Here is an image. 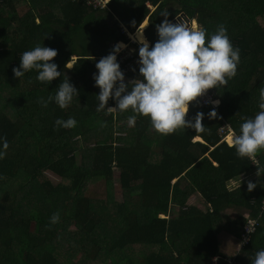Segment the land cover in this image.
I'll return each instance as SVG.
<instances>
[{
  "label": "trees",
  "instance_id": "obj_1",
  "mask_svg": "<svg viewBox=\"0 0 264 264\" xmlns=\"http://www.w3.org/2000/svg\"><path fill=\"white\" fill-rule=\"evenodd\" d=\"M108 9L89 0H0V137L8 142L0 159V264H250L264 246V150L239 158L219 133L225 123L238 133L260 110L264 0H109ZM165 11L170 21L184 14L207 32L223 24L240 50L236 76L208 90L220 101L218 117L208 119L212 106L202 97L190 104L186 118L205 113L200 132L161 135L146 116L136 114L130 126L131 109L96 111V62L118 42L130 43L123 29L133 35L148 23L151 46ZM36 45L57 50L52 62L62 75L51 84L36 80L35 71L13 74L20 55ZM66 78L78 90L72 103L43 107L40 98L54 96ZM135 78L138 71L125 81ZM69 117L74 127L55 125ZM115 170L121 200L113 192ZM47 171L71 187L54 185ZM98 180L105 198L87 197ZM249 181L257 184L251 192ZM197 195L207 211L189 205ZM230 210L238 216L226 221ZM248 220L255 221L250 243L231 253V238L240 240Z\"/></svg>",
  "mask_w": 264,
  "mask_h": 264
},
{
  "label": "clouds",
  "instance_id": "obj_2",
  "mask_svg": "<svg viewBox=\"0 0 264 264\" xmlns=\"http://www.w3.org/2000/svg\"><path fill=\"white\" fill-rule=\"evenodd\" d=\"M161 15L165 18L156 25L158 39L151 46L143 31L137 29L135 42L139 45V78L125 81V73L117 60V54L127 45L123 42H118L109 54L96 62L97 71L93 73L94 85L99 88L96 111L107 114L131 109L133 115L127 118L130 126L135 124L136 114L146 116L151 127L161 135L173 134L181 129L203 131L205 113L198 111L193 118H186L190 104L203 97L209 89H219L236 76L240 50L231 42L223 24L218 25L215 32H207L184 14L176 18V23H173L176 19H167L166 11ZM182 17L191 24L181 20ZM123 33L127 31L123 29ZM129 40L134 41L132 38ZM129 46L134 47L133 44ZM56 56V49L36 45L20 55L19 67L12 69L13 74L20 79L29 71H35L36 80L51 84L62 75L58 65L52 62ZM77 93V88L66 78L59 83L54 96L40 98L38 102L43 107L54 102L60 109H65ZM109 99L115 101L114 107L106 106ZM209 103L213 107L207 117L215 119L220 101L216 99ZM258 107L260 110L253 117L243 119L238 133L227 123L234 133L230 134L228 140L225 139L226 135L219 133L221 140L234 147L239 158L252 159L258 151L264 150V87L259 90ZM76 123L73 117L67 120L57 118L55 121V125L64 128H72ZM7 148V140L0 137V159L4 158ZM256 186V183L249 181L247 189L251 192ZM58 220L56 213L50 218L52 224ZM215 259L219 260L214 257V263ZM250 264H264V246L255 249Z\"/></svg>",
  "mask_w": 264,
  "mask_h": 264
},
{
  "label": "built area",
  "instance_id": "obj_3",
  "mask_svg": "<svg viewBox=\"0 0 264 264\" xmlns=\"http://www.w3.org/2000/svg\"><path fill=\"white\" fill-rule=\"evenodd\" d=\"M89 4L92 7H94V9L109 10L108 9L109 0H89ZM180 19L188 22L183 17ZM176 22H178V19H176L173 23H176ZM189 24H191V23H189ZM124 32H125V30H124ZM132 44L134 45V47L129 46ZM130 47H132V49L130 52H128V49ZM138 47H139L138 43H136L135 41H132L129 44H127L126 47L124 49H122L117 54V60L120 63L122 71L125 73V77H126V74L128 76L129 73H135L138 71V64H137ZM202 99H203L205 107H208L209 105H211L213 107V105L211 103H209V101L214 100V99H213L212 95L208 94V92L202 97ZM218 106H216V108ZM220 133L223 135H226L225 136L226 140H228V137L230 136V134H234L227 123H225L222 126V128L220 129ZM254 227H255V221L248 220V223L246 224L244 230H242L241 234H240V240L238 241L239 242L238 243L239 250H242V248L244 246H247L250 243V241H251L250 235L254 232ZM248 228L250 229V232H248ZM217 261H218V259H215V262H217Z\"/></svg>",
  "mask_w": 264,
  "mask_h": 264
},
{
  "label": "rangeland",
  "instance_id": "obj_4",
  "mask_svg": "<svg viewBox=\"0 0 264 264\" xmlns=\"http://www.w3.org/2000/svg\"><path fill=\"white\" fill-rule=\"evenodd\" d=\"M180 17V16H179ZM196 22V21H195ZM197 23V22H196ZM198 25V23H197ZM264 25V24H262ZM199 26V25H198ZM135 38V36H134ZM132 49V47H130L128 49V52H130ZM75 60V58H74ZM73 65V62L69 63L68 66L71 67ZM46 175L49 177V179L54 183V185H66L68 187H71V182L70 181H67L66 179H62L60 178L59 176H57L56 174L50 172V171H47L46 172ZM114 188H113V192L115 194V198L117 200H121V194H122V191H121V188H120V183H119V178H118V171L115 170L114 172ZM105 183L104 181H94L92 183H90L89 187L87 188V191L85 192L86 196L89 197V198H92V199H104L105 198V195H106V188H105ZM189 205L190 206H194V207H197V208H200L204 211H207L208 207L205 203V201L203 200V198L199 195L195 196L194 198H192L189 202ZM179 213L178 209H173L171 210V215H174V216H177ZM238 216V213L236 211H228V215H227V212L223 215L224 219L226 221H230V220H234L236 217ZM161 218H165L166 216H160ZM225 238V241L224 242H227V237H223ZM232 242L234 243V248L232 250L231 253H234L236 251V249L238 248V246H236L237 244V241H235L234 239H232ZM223 242V240H222ZM239 249V248H238ZM222 252L226 253L227 254V245H223L222 246ZM78 258H76L77 260ZM106 264H110L109 262H107Z\"/></svg>",
  "mask_w": 264,
  "mask_h": 264
},
{
  "label": "crops",
  "instance_id": "obj_5",
  "mask_svg": "<svg viewBox=\"0 0 264 264\" xmlns=\"http://www.w3.org/2000/svg\"><path fill=\"white\" fill-rule=\"evenodd\" d=\"M147 26H148V23H144L142 26H141V28H140V31H143V35H144V37H145V34H144V31H145V29L147 28ZM137 33V32H136ZM136 33L135 34H133V35H131V34H129L128 32L127 33H124L126 36H127V38L129 39V38H132L134 41H135V38H134V36H136ZM146 38V37H145ZM219 106H220V103H219ZM197 140H202L201 138H197ZM227 240L229 241V242H231L230 241V239L227 237ZM232 243V242H231Z\"/></svg>",
  "mask_w": 264,
  "mask_h": 264
},
{
  "label": "bare ground",
  "instance_id": "obj_6",
  "mask_svg": "<svg viewBox=\"0 0 264 264\" xmlns=\"http://www.w3.org/2000/svg\"><path fill=\"white\" fill-rule=\"evenodd\" d=\"M135 38H136V36H135Z\"/></svg>",
  "mask_w": 264,
  "mask_h": 264
}]
</instances>
